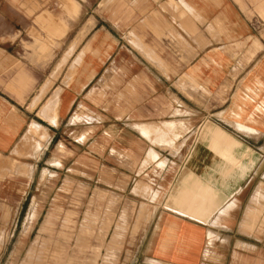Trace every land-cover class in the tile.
Returning <instances> with one entry per match:
<instances>
[{
  "label": "crops",
  "instance_id": "obj_1",
  "mask_svg": "<svg viewBox=\"0 0 264 264\" xmlns=\"http://www.w3.org/2000/svg\"><path fill=\"white\" fill-rule=\"evenodd\" d=\"M54 17L60 28L51 37L59 38L26 42L45 49L34 52L44 72L23 78L45 80L33 109L21 108L26 83L4 91L24 43L0 39V240L15 242L9 256L28 264L22 241L69 239L75 222L66 215L74 209L82 221L85 203L68 193L81 191L86 172L98 191L132 192L131 169L87 171L84 162L147 156L164 166L160 240L135 253L138 264H264V0H0V35ZM54 65L63 69L49 88ZM26 135L35 137V169L27 186L5 184L6 157L21 152ZM41 192L60 195L42 207L46 216L32 219L37 200L22 216L21 194ZM133 225L126 241L139 236ZM213 233L225 246H208ZM133 250L128 243L93 250L90 263L111 264L101 257L118 255L132 264Z\"/></svg>",
  "mask_w": 264,
  "mask_h": 264
},
{
  "label": "rangeland",
  "instance_id": "obj_2",
  "mask_svg": "<svg viewBox=\"0 0 264 264\" xmlns=\"http://www.w3.org/2000/svg\"><path fill=\"white\" fill-rule=\"evenodd\" d=\"M86 8L90 9V7ZM54 12L52 13L57 14ZM28 13L29 12H26V15H28ZM59 26L57 18L54 17L50 23H47V25L46 23H39L37 20L35 22V26L28 28L27 32L18 33V36H12L10 33L4 34L3 37H1L2 34L0 35V39L5 41H11L15 36V40L18 39L22 41V44L24 43V48L20 50V63L12 66L8 71H6L5 75L6 77L8 76L10 80H5L4 82V91L8 94L13 93L18 85L26 83L25 99L20 102L22 104V110H25L27 107L29 109H33L39 104L44 95L36 104H32L31 100L39 92L41 85L45 83V80L30 81L23 79L25 77H32L34 72H37L38 70L42 69V72L45 70V65L34 63V61L44 60V58H36L34 52H42L43 50L45 51V49H36L33 47L35 46L34 44L32 47H29V44L26 42H35L36 39L40 38L45 42H53L59 37L52 38L50 30L54 28L59 29ZM9 50L11 52L13 51V49ZM48 67L49 66H47V68ZM52 68L54 70L57 69V72L54 71L52 76H48L49 80L47 82H49V88L58 83L56 79L58 78V74L63 69L60 65H54ZM12 76H19L21 79L14 81L12 80ZM6 99L19 102V99L14 96H6ZM86 120H91V116L86 118ZM152 131L156 135L157 132H159L158 130ZM156 140L157 139L153 140L154 145H157ZM34 145L35 137L26 135L22 139L21 152H15L14 155L6 157V170L3 177L5 184L9 182L12 183V181L15 180L16 183H20L22 186L28 185L29 176L35 169V161L30 160V158L36 157L34 151L31 153V150H34ZM19 157H21V159H18ZM22 157H25L26 159H22ZM73 163L74 162H70L71 171H73L71 166ZM60 164V161L53 163L55 167L60 166ZM40 166L43 167V165ZM84 167L87 171L90 169L102 168L131 169L133 171V181L131 184L132 192L120 194L105 190L98 191L96 182H94L92 177H90L86 172V182L83 184L81 191L68 193V199L75 202V204L76 202L84 201L85 209L81 214L83 216L82 221L79 220L77 222V217L79 216L78 212L74 209H70L66 217L70 220L73 219L75 224L68 226L69 239L52 241H22L20 245V252L23 255L25 251L28 250L26 256L29 261L28 264H86V260H89V264H91L90 260H92L93 250L99 251L110 247L122 250L127 243L134 249V257L129 258L128 262H131L130 260H132V264H138L139 257H136L135 253H139L141 248L145 249L147 247H151L155 241L160 240V235L158 236L157 231H154L156 228H160V226L155 224L160 218V167H164L163 165H160L158 157L153 160H149L146 156L145 160L138 162L123 160L86 161L84 162ZM0 179L2 180V178ZM139 180H143L147 184V187L141 189L137 188L136 185ZM72 181L73 180L70 178V181L68 182L69 185L74 184ZM8 195L11 196V194ZM57 195L60 194H47L43 192L37 194L22 193L21 215L24 216L25 213L29 211L28 209L31 206V203L37 200L38 202L42 201L43 203L38 208H35L34 206L31 212L32 219L46 216L45 212L47 210L42 209V207L47 205L45 203H49L51 200H54V198L51 197ZM5 201H8V198H5ZM48 211L52 212V214H48V217L53 218H58L61 213L60 210ZM81 215L80 217H82ZM100 219L102 220V223L101 225H98V220ZM131 219L134 221L132 233H139V236L135 241H126V225L131 221ZM147 222H150L149 230L146 228ZM31 227L32 226L29 227L27 232L30 231ZM56 227L59 228V226H49L47 232H52L50 228L54 229ZM110 227L113 228L111 232H109ZM215 227L221 226L216 225ZM142 229H145L143 234L144 240H141L140 237ZM94 235L98 237L100 236V238L97 237L96 240L89 239ZM13 243L15 242L0 240V264H16L17 261L22 259L23 256H9ZM225 244L226 239L225 237H221L220 233L210 234L209 247H222L225 246ZM101 258H103L105 262L109 259L111 264H120V260L122 259L121 261L123 263V258L118 255L111 257L104 256Z\"/></svg>",
  "mask_w": 264,
  "mask_h": 264
}]
</instances>
